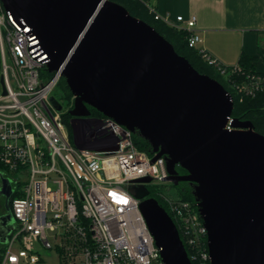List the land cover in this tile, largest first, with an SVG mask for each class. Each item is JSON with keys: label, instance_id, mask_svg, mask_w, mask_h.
<instances>
[{"label": "water", "instance_id": "obj_1", "mask_svg": "<svg viewBox=\"0 0 264 264\" xmlns=\"http://www.w3.org/2000/svg\"><path fill=\"white\" fill-rule=\"evenodd\" d=\"M1 1L38 36L48 71L62 72L75 120L97 110L147 142L152 164L165 159L162 182L191 184L211 264H264V136L233 118L230 92L110 0ZM51 103L63 111L55 97ZM0 181V196H12L11 180L0 173ZM138 183L134 196L163 264H192L173 219L150 197L152 180ZM14 222L12 213L0 217L1 244Z\"/></svg>", "mask_w": 264, "mask_h": 264}, {"label": "built area", "instance_id": "obj_2", "mask_svg": "<svg viewBox=\"0 0 264 264\" xmlns=\"http://www.w3.org/2000/svg\"><path fill=\"white\" fill-rule=\"evenodd\" d=\"M150 11L157 20L190 32L189 47L198 48L195 17L172 22ZM199 50L233 80L240 95L255 97L264 90L259 71L221 66ZM48 62L33 29L0 0V163L17 195L0 264H47V257H55L53 264H163L133 187L144 178L161 183L165 159L152 164L154 155L141 151L134 134L109 118L93 119L91 146L77 144L63 111L51 103L63 75L45 76ZM168 208L191 262L211 264L208 231L196 202L170 201Z\"/></svg>", "mask_w": 264, "mask_h": 264}, {"label": "crops", "instance_id": "obj_3", "mask_svg": "<svg viewBox=\"0 0 264 264\" xmlns=\"http://www.w3.org/2000/svg\"><path fill=\"white\" fill-rule=\"evenodd\" d=\"M157 14L195 17L198 48L226 67L240 63L242 54L257 57L264 68V0H142Z\"/></svg>", "mask_w": 264, "mask_h": 264}, {"label": "trees", "instance_id": "obj_4", "mask_svg": "<svg viewBox=\"0 0 264 264\" xmlns=\"http://www.w3.org/2000/svg\"><path fill=\"white\" fill-rule=\"evenodd\" d=\"M110 1L124 6L132 16L152 26L163 37H165L174 46L176 52L179 55L185 57L198 72L208 75L212 79L218 81L228 92H230V94L234 98L235 108L232 115L233 118H237L242 121H250L254 125L255 131L264 136V90L259 92L255 97L240 95L238 92H235L231 84L233 81L232 79L230 82L229 79L221 75L217 67L210 65L198 48L189 47L188 39L190 37V32L183 29L179 30L162 20H157L155 14L150 11L151 8L142 0ZM256 61H259L257 57H251L246 54H242L239 64L245 69L246 72L255 70L264 75V68L258 69L254 66V63ZM218 63L221 66H224L220 62ZM44 74L48 78L54 77V73H50L48 70L44 71ZM59 87L63 89L64 94L61 97H57L56 91L53 96L63 105V121L70 132L72 129L71 121L72 119H74V117L70 114L71 110L74 107L73 95L64 78L58 84L57 88ZM89 110L91 111L92 117L104 118L103 114H101L97 110L91 107H89ZM134 142L141 151H146L153 156L150 145L139 136L134 135ZM3 170H5V167L0 163V172H2ZM177 171H179L180 174H187V172L181 167H178ZM189 184L190 183L183 182L181 186H177V189L179 191L181 200L190 202L191 204L195 205L193 188L192 186L190 187ZM147 187L150 191V197L155 198L159 202V204L170 214L168 204L155 192L152 185H149ZM16 197L17 195L15 194L12 200ZM4 249L5 246L0 243V257ZM187 251L190 255V251L188 248ZM192 264H196V262L193 261Z\"/></svg>", "mask_w": 264, "mask_h": 264}, {"label": "rangeland", "instance_id": "obj_5", "mask_svg": "<svg viewBox=\"0 0 264 264\" xmlns=\"http://www.w3.org/2000/svg\"><path fill=\"white\" fill-rule=\"evenodd\" d=\"M57 91V97H61L64 94V91L61 87L56 88L53 94ZM235 91V90H234ZM236 92V91H235ZM54 97V96H53ZM100 117H92L71 121V131L70 136L74 141L79 144L81 147H89L92 145L90 143L92 140L90 137H93L95 131V124L93 119H98ZM105 118V117H104ZM83 120V121H82ZM69 131V130H68ZM96 134V133H95ZM95 138V137H94ZM92 138V139H94ZM1 173V172H0ZM155 192L168 204L170 201L177 202L182 201L179 195L177 186H174L171 183H153L151 184ZM193 188V187H192ZM47 264H53L55 262V257L45 259Z\"/></svg>", "mask_w": 264, "mask_h": 264}, {"label": "flooded vegetation", "instance_id": "obj_6", "mask_svg": "<svg viewBox=\"0 0 264 264\" xmlns=\"http://www.w3.org/2000/svg\"><path fill=\"white\" fill-rule=\"evenodd\" d=\"M178 173H179V171H178ZM179 175L180 176H185L187 174H180L179 173ZM181 184H183V183H179L178 186H181ZM1 186H2V182L0 181V187ZM189 186L191 187V184H189ZM12 189H13V186H12ZM12 198H13V194H12V196H7V195H4V194L0 196V217L9 216L11 214V201H12Z\"/></svg>", "mask_w": 264, "mask_h": 264}]
</instances>
